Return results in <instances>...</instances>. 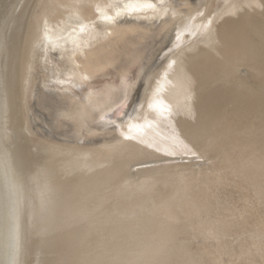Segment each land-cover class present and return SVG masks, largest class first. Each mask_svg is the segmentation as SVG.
Listing matches in <instances>:
<instances>
[{"label":"bare ground","instance_id":"bare-ground-1","mask_svg":"<svg viewBox=\"0 0 264 264\" xmlns=\"http://www.w3.org/2000/svg\"><path fill=\"white\" fill-rule=\"evenodd\" d=\"M0 264H264V0H0Z\"/></svg>","mask_w":264,"mask_h":264},{"label":"snow or ice","instance_id":"snow-or-ice-1","mask_svg":"<svg viewBox=\"0 0 264 264\" xmlns=\"http://www.w3.org/2000/svg\"><path fill=\"white\" fill-rule=\"evenodd\" d=\"M144 7L145 8H154L155 7V5H153L152 3H146L145 5H144ZM105 19H108V17H105Z\"/></svg>","mask_w":264,"mask_h":264}]
</instances>
